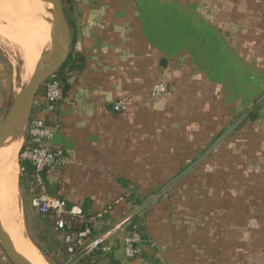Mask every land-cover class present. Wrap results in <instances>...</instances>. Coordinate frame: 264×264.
<instances>
[{"label":"crops","instance_id":"1","mask_svg":"<svg viewBox=\"0 0 264 264\" xmlns=\"http://www.w3.org/2000/svg\"><path fill=\"white\" fill-rule=\"evenodd\" d=\"M64 9L68 54L82 67L66 73L52 119L67 162L43 173L46 191L87 213L109 205L111 223L133 209L128 189L155 197L143 224L152 246L128 258L114 245L91 262L264 264V0H70ZM160 78L172 90L151 97ZM20 88L0 49V121ZM119 98L127 109L114 112ZM22 141L21 222L35 220L31 243L54 264L63 247L52 224L29 198L18 204ZM0 264H12L1 244Z\"/></svg>","mask_w":264,"mask_h":264},{"label":"built area","instance_id":"2","mask_svg":"<svg viewBox=\"0 0 264 264\" xmlns=\"http://www.w3.org/2000/svg\"><path fill=\"white\" fill-rule=\"evenodd\" d=\"M63 83L52 74L41 86L32 103L34 115L28 118L24 125L23 141L19 151V158L31 164L34 169L35 182L39 189L30 192V205L34 212L48 220L61 241L63 250L60 252L59 264H82L89 256L96 252H109L114 245H119L128 258L137 256L143 243L152 246L151 241H144L140 234L128 230L126 226L135 215L142 214L146 206L155 201V197H148L117 222L104 221L110 211L105 206L93 213L84 212L80 204H68L60 195L49 194L43 183L42 174L48 170L62 168L67 158L60 145L54 142L56 124L52 120L63 101ZM172 90L163 79H158L150 90L151 97L166 95ZM114 112L127 109L125 98H119L112 104ZM31 110V111H32ZM19 166V175L22 172ZM103 231H99L102 225Z\"/></svg>","mask_w":264,"mask_h":264},{"label":"bare ground","instance_id":"3","mask_svg":"<svg viewBox=\"0 0 264 264\" xmlns=\"http://www.w3.org/2000/svg\"><path fill=\"white\" fill-rule=\"evenodd\" d=\"M8 3H10L11 5L18 4L17 7L25 8L30 11V15H31L30 20L28 19V17L26 20L23 19V21L27 22L24 23L25 26L27 25L26 28L29 35L25 36L26 39L25 44L26 43L27 44L26 45L22 44L23 48L21 51L23 53L22 55L24 58L23 62L26 67V73L25 76L23 77L25 80H28L36 65L38 58L43 53L41 51L37 52V47H36L37 38L41 36L44 50H49L53 46L50 41V22H48V20L52 19L54 13L49 8L47 2H42L40 0H8ZM5 9L6 8H4V11ZM6 14L10 15L9 13ZM34 35H35V39H34V43H33L34 47H33L31 43V38ZM19 139L17 138L15 132H12V134L0 147V218H2L3 220V225H4L3 228L10 235L13 245L18 253H20L22 256L28 259L32 264H47L42 259L38 250H36L31 244L28 243L27 237L25 236L24 233V228L21 223L19 209L17 206V198L15 195L16 190L14 191L15 184L13 183L17 173L16 172L17 168L15 165L16 163L15 157L19 147Z\"/></svg>","mask_w":264,"mask_h":264},{"label":"water","instance_id":"4","mask_svg":"<svg viewBox=\"0 0 264 264\" xmlns=\"http://www.w3.org/2000/svg\"><path fill=\"white\" fill-rule=\"evenodd\" d=\"M51 3L54 7V19L50 25L52 48L45 50L38 58L36 65L26 83L15 94L0 121V146L17 131L14 127L23 120L26 123L32 110V103L42 84L54 74L66 61L71 45V34L65 14L63 0H40ZM22 122V121H21ZM25 125V124H24ZM0 244L12 264H32L15 249L10 235L0 222Z\"/></svg>","mask_w":264,"mask_h":264},{"label":"rangeland","instance_id":"5","mask_svg":"<svg viewBox=\"0 0 264 264\" xmlns=\"http://www.w3.org/2000/svg\"><path fill=\"white\" fill-rule=\"evenodd\" d=\"M47 4H48L49 8H51L53 10V8H54L53 5L51 3H48V2H47ZM63 5L65 6L64 1H63ZM8 6H9V8H8ZM17 6H18V4L17 5L16 4L11 5L10 3H8V0H0V7H1L0 8V16H1L0 17V49L5 53V55L8 58V60L14 66V68H15V70L17 72V86L18 87H21L22 85H24L26 83V81H28V80H25L24 77H23V76H25V73H26V67H25V64L23 62V59L24 58H23V55H22L23 53L21 51H22L23 45H26L27 44V43L25 44V42H26L25 36H28L29 34H28L27 28H26L27 25L25 26V23H24L26 21H23V19L26 20L27 17H28V19L30 20L31 15H30V11L28 9L19 8ZM4 8H6L5 11H4ZM6 11H8V12H6ZM6 13H9L10 15H8ZM19 19H20V21H19ZM53 19H54V16L52 17L51 20H48V22H50V25L53 22ZM30 36H31V33H30ZM23 39H24V41H23ZM34 39H35V35L32 36V38H31V43H32V46L33 47H34V45H33ZM36 47H37V52H40V51L41 52H44L45 51L44 50V47L42 45V38H41V36L37 38ZM24 124H25V122H23V120H20L19 122H17L16 126H14L18 130L15 128L17 131H12V132H15L16 136L18 135V138L19 137L21 138V136L24 135ZM185 172H188V170H186V171H180V173H179L180 175L178 177H181V175L184 174ZM189 177H191V181L192 182H196V183H194V186H192V192L190 194V195H193L194 198L196 199V195L198 194L197 193V186H198V179H197L198 178V171H197V169L194 172L192 171V173L190 174ZM173 182H175V181H173ZM171 184H172V182H170L169 185H171ZM169 185L168 186H165L164 189H166L167 187L169 188ZM20 188H21L20 189L21 190V193L18 192V194H17L18 201H19V203H18L19 204V207L22 204V199L25 200L24 203H27V199L28 198L30 199L31 194H32L31 192L26 193V191H24L22 187H20ZM34 221L33 220H30L29 223L27 222L28 225H26L24 227V232L28 236V238H27L28 243L31 244L37 250L36 247L39 246L38 245L39 242L37 241L36 237H39V235L38 234H35V232L32 229L33 223H35ZM23 223H24V221H23ZM31 242H34V244H35L36 247ZM39 252H40V255H41L42 259L47 264H51V262L49 261L51 259H49L46 256V253L45 252L43 253V251H41V250H39ZM59 261H60V259H59ZM52 262H54V264H59L60 263L57 260L56 261H52Z\"/></svg>","mask_w":264,"mask_h":264},{"label":"trees","instance_id":"6","mask_svg":"<svg viewBox=\"0 0 264 264\" xmlns=\"http://www.w3.org/2000/svg\"><path fill=\"white\" fill-rule=\"evenodd\" d=\"M64 3H70V0H63ZM73 56L71 54H68V57L66 59V61L64 62V64L55 72V75L57 77H59V79L62 81L63 83V93L65 92L66 88H67V82H66V73L70 70H73L74 68H81L82 67V62L79 63V64H72L73 59L72 58ZM73 59V60H72ZM42 90V88L39 89L38 93ZM258 105H256L254 107V110L252 113L249 114V117L253 118V116L256 115L257 113V110H258ZM34 115V110L31 111L30 115H29V118H31L32 116ZM19 166L22 169V172L19 176V183H20V186L23 188L24 191H26V193H29L30 190L32 189L33 192H36L38 191L39 187L38 185L36 184L35 182V178H34V169L33 167L31 166V164L25 160H22L19 158ZM42 178H43V174H42ZM43 183H44V186H47V183L44 181L43 179ZM46 188V187H45ZM49 191V190H48ZM128 194L126 195V198L127 200L132 204V205H138V204H141L144 200L141 196L137 195L136 194V191H134L132 188L128 189ZM50 194H54V191H50ZM84 210V209H83ZM84 212H86L84 210ZM87 213V212H86ZM145 210H143L142 214L140 215H135L132 217L130 223L126 226V228L128 230H134V231H137L141 238L146 241L148 240L147 238V235L145 233V230H144V217H145ZM45 219V218H44ZM107 220V217L105 216L104 217V221ZM106 228V225H102L101 228L99 229V231H103L104 229ZM111 251V250H110ZM109 252H96L94 254H92L91 256H89L82 264H93L91 261V259L94 257H98L102 254H109ZM111 258V257H110ZM109 264H113V261L110 259V263Z\"/></svg>","mask_w":264,"mask_h":264}]
</instances>
